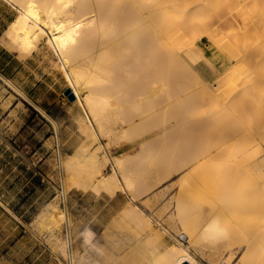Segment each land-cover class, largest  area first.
Listing matches in <instances>:
<instances>
[{
  "label": "rangeland",
  "instance_id": "rangeland-1",
  "mask_svg": "<svg viewBox=\"0 0 264 264\" xmlns=\"http://www.w3.org/2000/svg\"><path fill=\"white\" fill-rule=\"evenodd\" d=\"M11 1L12 3H18V0ZM16 14L15 9L11 5L4 0H0V34L2 36ZM218 15L213 13V15L209 16L210 20L207 18L209 23L205 26L203 24L197 29L193 28L194 30L192 31L190 30L191 28H186L182 34L187 35L185 36L186 39H184V41L186 40V46L184 41H182L183 39L180 40V43L177 42L183 36L178 38L177 41L174 39L172 36L173 26L167 25L170 22L166 23V27H164L165 56L162 80L165 108L160 122L161 140L156 138V135L149 138L144 135L153 126L155 117L153 118L151 115V118L140 120V122L138 117L134 115L136 114L134 113L135 111L130 107L126 108L125 103L122 106L123 108L120 109L121 105L116 98L118 96L123 98L125 94L131 91L132 78L123 71L121 65L117 64L118 62L112 63L115 67L111 64L113 68L110 66L107 69L105 77L91 82L90 88L98 94L109 96L111 103H114L112 105L113 110L117 105H120L116 109L117 114H120L122 118L118 119L115 112L109 113L106 119V127L101 133L102 137L99 138L97 136L98 140L89 142L91 137L81 129L79 122L75 119L71 108H69L79 132L86 137V141L80 144L61 143L60 127L55 121L53 123L55 125V134H57L56 139H58L56 143L42 145L30 142L27 129L21 130L19 127L20 113L17 111L20 106H23V98L27 100V103L34 104L35 102L25 94L14 79L0 74V264H30L29 256L25 258L24 253L28 252L29 247L34 244L44 249L39 258V264H69L70 261L66 250V244L68 245L66 240L67 229L70 230L72 238L71 248L74 253L76 252L74 255L77 257L81 255L87 264H92L91 262L95 260L102 261L105 264H151L152 259H154L151 251L155 244V248H157L158 245L160 247L161 243L162 249L163 244L164 248L166 247L167 249H171L173 246L178 247L177 240L185 243L188 240L187 234L179 233L184 230V227L186 230L197 226L201 227L210 223L214 217L219 218L220 224L226 229V239L217 242V244H211L206 239L191 236V241L188 245L190 252L202 264H264V251H261V248L264 247V236L259 247L248 245L246 239L242 237L237 239L239 235H244L245 229H249L254 223L252 219L255 217L253 216L254 213L250 211L251 208H249V205L244 204V200L243 203L240 201L242 199H239L240 195L249 194L253 187V182L250 180L251 182L248 183L249 176L243 172L227 170L226 165V158L230 159L231 156L233 159L231 151L240 149L242 147L240 144L247 145L246 150H248L245 154H239L238 159L240 161L255 163L264 159V140L262 139L264 138L262 137L264 134V114L259 113L251 103H249L248 109L242 108V105L245 102L248 103L253 94H255L253 89L258 79L246 78V80L240 69V67L242 68L241 63L243 60H247L245 63L248 68L250 67L249 70L251 72L255 71L254 68L258 65V61L264 59V49L259 44L260 39L250 34V31L253 30L252 26H255L254 24H250V29L252 28L250 30V25H245L246 22L242 21L233 11L231 14ZM109 31H106V34L111 32L110 36L113 31ZM210 33H212L213 38L209 36ZM245 39L251 41L252 46L247 56L241 55V62L237 50L243 52L244 43L242 44V41L244 42ZM228 40L232 42L228 44ZM233 42H235V46L231 45ZM254 42L258 44L255 46ZM41 44L45 45L44 42ZM230 45L231 48L229 50L231 51L234 48V52L236 51L235 54L238 57L234 56V53L232 55L230 51L228 53L225 50ZM177 48L179 49L178 51ZM6 49L16 53V51L7 47ZM196 50H198L197 53ZM34 53L48 65L50 73L54 75L55 81L61 87L59 93L64 103L71 104L72 100L64 93L68 87L67 81L62 71L53 65V59H58L56 54L53 50L44 47L36 49ZM174 55L177 56L174 57ZM83 56L84 54H79L77 58H82ZM238 59L239 61H237ZM231 70L234 73L232 71L231 74ZM218 74L220 75L218 76ZM229 74L230 76L235 75L236 78H233V76L230 78ZM221 76L226 79L229 76V82L226 79L221 80ZM128 79L131 84L128 83ZM8 80L16 87L11 85ZM219 80H221L220 82L226 80L222 82L225 85L227 83L232 84L235 80V86L234 84L232 85L235 87L234 89L240 84V88L238 86L237 89V92L239 91L237 104L235 103L236 105H234L233 101H231L235 107L231 106L232 103L229 101L226 105L222 102L221 97L229 91L227 86L231 84H227V88H222L221 86L219 87ZM240 80L242 83L245 82V85H242ZM121 81L122 84L119 83ZM244 87L248 89L246 90ZM244 95H246V99ZM114 100L118 103L117 105L113 102ZM219 105L221 110L226 108L225 112L219 109L225 119L221 116V112L218 115L215 114L218 109L216 110L214 106L218 107ZM211 106L216 112L212 111ZM229 107L236 109L237 113L235 112L236 110L231 108L232 111ZM210 111L215 114L216 119L210 114ZM239 111L241 113L244 112V114L238 113ZM178 112L180 113L178 114ZM205 112L210 114H208L209 118L214 117L217 126H219L217 120H220V122L221 119L225 120V123L223 122L224 125L219 122L223 126L221 130L219 126V134L213 118L210 122ZM231 112H235V114ZM253 113H255L257 118ZM236 114L244 117L238 115L239 117L236 119ZM218 117L219 119H217ZM232 117L236 118L233 119ZM239 118L240 122L244 119L242 124L239 123ZM136 119L138 122L136 121L134 124L133 122ZM197 119H201V121ZM212 120L213 125L211 124ZM256 120H258L257 124ZM16 121H18V124L15 127ZM252 122L253 125L255 124V128L252 126ZM205 125L208 126L205 127ZM213 126L215 130L213 131L212 128L209 130L208 127ZM225 127L226 130L224 131ZM249 132L253 133V137H250V135L247 137L250 134ZM218 135H223L224 143ZM244 135L247 138L246 141H243L245 139ZM195 136L196 138H194ZM206 137L208 138L206 139ZM101 140L107 144L111 155L122 154L128 157H126L128 161L126 160L125 162V168L129 170L127 171V174L129 173L128 178L132 182L131 186L134 193L138 195L137 203L143 211L138 210L137 212L128 208L130 207L128 203L130 205L133 204L131 203V196L126 193L119 192L112 195L108 191H98L92 187H89V189L85 188L86 180L97 181L98 178L96 175L89 178L91 175L89 172L90 164L83 166L77 164V153L83 151V146L87 143L91 144L90 151H94ZM143 140L147 141V144H144V147L147 148H144L146 152L140 146ZM203 142L205 145H208L209 142L213 143L214 146L219 144V147L200 159L188 163L195 156L193 152L196 155L200 153L202 145H204ZM151 143L152 147H150ZM210 143L209 146H211ZM232 143L233 148H236L231 150ZM196 144L199 146H196ZM154 145L160 146V152L156 148L153 149ZM148 147L150 150H148ZM227 147L230 148L228 149L229 151L224 154L221 153L220 156L215 157L216 159L214 158L216 161H220L219 159L221 158L220 162H215L214 159H212L213 163L210 160L208 161L214 166L219 165L218 170L207 177H200L199 171L196 170L199 162L215 156L217 152ZM36 151L38 153L34 154ZM148 152L152 156H149ZM222 155H225L224 159ZM251 156L253 157L251 158ZM66 159L69 162H75L72 165L71 176L79 184L71 182L73 186L71 185L65 195L62 161ZM150 165L151 167H149ZM223 166L226 169L223 170ZM143 167L148 169L145 168L146 170L142 171ZM151 168L155 169L151 170ZM111 172H113V165L109 163L104 168L103 174L107 177ZM192 184L194 185L192 186ZM53 204L56 206H53ZM248 209L250 212L245 213L244 211ZM60 212H63V214H60ZM249 214L251 218H249ZM22 235H24L22 240L26 242V245L20 251V248L14 244ZM88 238L91 240L89 241ZM194 238H197L198 241ZM20 245L22 243L20 244L19 242L18 246ZM165 264L176 263L170 260ZM192 264L198 263L194 262Z\"/></svg>",
  "mask_w": 264,
  "mask_h": 264
},
{
  "label": "bare ground",
  "instance_id": "bare-ground-1",
  "mask_svg": "<svg viewBox=\"0 0 264 264\" xmlns=\"http://www.w3.org/2000/svg\"><path fill=\"white\" fill-rule=\"evenodd\" d=\"M8 1L12 2L11 0H8ZM13 4L15 5L18 11V15L6 32L5 44L11 50L18 49L21 52L26 53V54L36 49L42 42H44L45 48L53 50V52L56 54L58 58L56 59L54 66L60 71H62L64 78L67 81L68 87H70V89L75 94V99L72 100V103L70 104L71 111L75 119L79 122L81 129L85 132V134H88V136L91 137V140L89 142L98 140L97 136H99V138L102 137L101 133L106 127V119L109 116V113L115 112L117 114L116 108L119 107L120 105H121L120 109L123 108L122 106H124V103L126 104L125 105L126 108L130 107L131 109L135 111L134 113L136 114L134 115L138 117L139 121L146 120L147 118L149 119L151 118L150 117L151 115L153 118L155 117L153 126L150 127L149 130H147L144 135L148 138L155 136V135H156V138H159V139L161 138L160 137V134H161V131H160L161 123L160 122L162 119L161 117L163 114V110L165 108L164 102H163L164 85H163L162 77H163V64H164L163 62H164V56H165V44H164V38H165L164 29L165 28L164 27H166V23L170 22L171 24L169 23L167 25H170L171 27L173 26L172 36L174 37L176 41L178 38L183 36L181 39H178L179 41H177L180 43V40L183 39L182 41H184V39H186L185 36L187 35L186 34L182 35L183 31L186 28H191L190 30L192 31L194 30L193 28L197 29L199 26L203 24L205 26L206 24L209 23V21L207 22V18L213 15V13H215L216 15L217 14L224 15L225 13L231 14L233 11L239 18L242 19V21H245L247 23V24L245 23V25H248V24L255 25L254 27L252 26L253 30L252 28L250 29L251 25L249 26V29L252 30L250 31V34L251 35L253 34L252 36H257L258 39H260L259 44H261L264 49V0H18V3L13 2ZM208 20L210 19L208 18ZM109 30L113 31V34H111L110 36L109 34L111 32ZM106 31H109L110 33L107 32L106 34ZM209 36L213 38L212 33H210ZM185 41H184V44H185ZM227 42L229 44V42H232V41L228 40ZM243 43H244L243 49H242L243 52L237 50V52L240 55L239 56L240 60H241L242 54H244V56L248 55L247 53L248 51H250L249 49H251V46H252L251 45L252 42L247 39H245L244 42L242 41V44ZM184 44H179V45H184ZM228 44L226 45L228 46ZM234 44L235 42H233V44L231 45L235 46ZM254 44L256 46L258 43L254 42ZM231 45L225 48V50L228 51V53L230 51L229 49L231 48ZM197 48H194V49H197ZM178 50L179 49L177 48V51ZM198 50H196V53L198 52ZM234 50L235 49L232 48L230 51L232 55H234L236 52V51L234 52ZM79 54H84V56L82 58H77ZM175 56L177 55H174V57ZM234 56H237V55L235 54ZM237 61H239V59ZM246 61L243 60L242 62L241 60L242 68L240 67L242 74L245 76V79L246 78H253V79L257 78L258 80L254 84L253 90L255 94H253V97L250 99L248 103L245 102L244 104V100H243L244 105H242V108L248 109L250 106L249 103H251L253 106L256 107L255 109H257L259 113L264 114V59L258 61V65H256L257 68L255 67L254 68L255 71L253 70V72L249 70L250 67L249 68L247 67V64L245 63ZM115 62H118L117 64L121 65L123 71L127 73L130 78H132L131 80L132 84L131 82H129V79H128V83L132 85V88H131V91L128 90L129 91L128 93L126 92L127 94H125L123 98L119 96L117 98L115 97L116 99H118V103H120V105H117L118 103L115 102L114 100L113 102L116 103L115 105H117V107L114 108L113 110L112 105H114V103H111V99L109 98V96H106L105 94L104 95L98 94L95 90H92L90 86H91V82L97 81L105 77L107 74V69L110 68V66L111 68H113L112 63H115ZM232 71L233 70L230 71L231 74H232ZM219 75L220 74H218V76ZM232 76L233 75H231L230 78H232ZM222 77L223 76H221V78ZM234 77L236 78L235 75L233 76V78ZM228 78L226 79L224 77L221 80L226 79L228 81ZM221 80H219V82ZM225 81H222V82H225ZM222 82L220 83L222 84ZM248 82L251 83V81L249 80ZM119 83L122 84V81ZM220 83H218L219 87L221 86L222 88L226 87L227 84H231V83H227L225 85L223 83L225 86L223 84L222 86ZM240 83L242 85L243 84L245 85V82L242 83L241 81ZM124 84L126 85L127 83H124ZM233 84L235 86V80H234V83L232 82L231 85L227 86L229 87V91L227 93H225L226 91L223 92L225 94H223V96L221 97L222 102L225 103V105L226 103H228V101L229 102L233 101L234 105H236L237 104L236 102L239 99L238 98L239 91L237 92V89L240 84L237 86V83H236V86H237L236 89H234L235 87L232 86ZM242 85L241 87L243 88ZM244 88L246 89V87ZM204 93H207V92H204ZM244 93H247V92L244 91ZM242 96H243V93H242ZM245 96L246 95H244V97ZM233 103L231 106L235 107ZM237 106H236V109H237ZM219 107L220 105L218 107L214 106L216 110L218 109L217 110L218 112L215 113L217 115L221 111L222 112L226 111V108L224 110H221ZM210 108H212V111H215L213 109V106H211ZM231 108L230 110L234 109V108L232 109ZM219 109L221 110L220 112H219ZM237 110L235 111L236 113H237ZM212 111H210L211 112L210 114H212V116H214L216 119V116L215 114L212 113ZM240 111L238 113L244 114V112L241 113ZM222 112H221L222 114L221 116L223 117ZM235 112L233 113L231 112V113L235 114ZM179 113L180 112H178V114ZM205 113H206L205 115L208 116L209 113L208 114L207 112ZM240 114H236L237 116L234 115L237 117V118L236 117L234 118L238 119ZM253 114L255 115V113ZM119 115L120 114H117L118 119L121 117V115L120 116ZM209 117L210 116H208V118ZM214 117L209 118L210 119L209 121L211 122L212 118L214 120ZM224 117L223 119H225ZM217 119H219V117ZM213 120L211 123L212 125H213ZM242 120L240 122V118H239V123L242 124ZM136 121L138 122V120L136 119L134 120L133 123L135 124ZM199 121H201V119ZM215 121L216 120H214V122ZM257 121L258 120H256V124H257ZM219 122L220 120L219 121L217 120V123L219 124L220 130H221V127L223 129V126L220 123L222 124L223 122L225 123V120L223 121L221 119V122L220 123ZM214 125L217 126L216 122L214 123ZM207 126L208 125H205V127ZM219 126H217L218 131L216 130L218 134H219V129H218ZM252 126L253 127L255 126V124L253 125V122H252ZM145 127H148V126H145ZM226 127L224 131L226 130ZM208 128L209 130L211 128L213 131L215 130L213 129L214 126L208 127ZM251 131L253 130L251 129ZM233 133H234V130H233ZM187 134L189 135V133ZM249 135L250 137H253L252 136L253 133L248 134L247 137ZM219 137H221L222 138L221 140L223 141L224 139L223 135ZM262 137H264V134ZM194 138H196V136ZM207 138L208 137H206V139ZM228 138H231V137H228ZM244 138L245 139L243 141H246L247 138L245 137V135H244ZM262 139L264 140V138ZM146 142H147L146 140L145 141L143 140L140 143V146L143 150L144 148L147 149L146 147H144V144H147ZM209 143L208 145H205L203 142L204 145H202L201 151L197 155L193 152L194 150L192 149L193 155L195 156L192 157V159L188 163H192L196 161L197 159H200L201 157L205 156L206 154L214 151V149L219 147V144H216L217 146H214L213 143H210L211 146H213L211 147L209 146ZM243 145L240 144V146L242 147L238 149L237 151H231L232 153L231 155L233 159L231 158V156H230V159L227 157L226 165H227V170L243 172L249 176V180H247V182L248 183H250L251 181L253 182V187L251 188V191L249 192V194L244 193L239 196V199L241 198L242 200L240 201L242 202L244 200L245 203L244 202L243 203L245 205L246 204L249 205V208H251L250 211L254 213L253 216L255 218L252 219L254 220V223L252 221L253 226H250L249 229H245L244 235L242 236L239 235L237 239H240L242 237L243 239H246L247 241L246 243H248V245L259 247V244L262 243L263 236H264V184H263L264 182V159L259 160L255 163L252 162L253 164L240 161L238 159L239 154L241 153L245 154L247 153L246 151H248L246 150L247 145H244V146ZM90 146H91L90 143L85 144L83 146V151L77 153L78 154L77 164L81 166L90 164L91 165L89 166L90 171L87 169L91 173L89 178H92L94 175H96L98 178L97 181L90 180V179L86 180L85 188L89 189V187H92L98 191L100 190H103L105 192L108 191L109 194L111 193L112 195L118 194L119 192L126 193L127 195L131 196L132 198L131 203L133 204V205H130V203H128L130 206L128 208L131 209L132 211L133 210L137 212L138 210L143 211L142 208L137 203L138 195L134 193L132 186H131L132 182H130L131 180L128 178L129 173L127 174V171L129 170L125 168V162L126 160L128 161L127 159L128 157L122 154L114 155V156L111 155L107 148V144L102 142V140L100 141V143L98 144V146L95 148L94 151H90ZM152 146L153 145L151 143L150 147ZM196 146H199V145L196 144ZM155 148L156 150L160 152L159 145L157 146L154 145L153 149ZM235 148H233V143H232L231 150ZM228 149L230 148L227 147L223 150H220L219 152L215 154V156H212L209 159H206L203 161L201 160L196 168V170L199 171V174H200L199 176L207 177L208 175L216 172V170H218L217 168L219 165L214 166L210 164L211 162L208 163V161L210 160L213 163L212 159H214L217 156H220L221 153L222 154L226 153L227 151H229ZM148 150H150V148ZM195 150L197 151V147ZM144 151L146 152V150ZM147 154L149 156L151 155L149 152ZM225 155H222L223 159L225 158ZM252 157L253 156H251V158ZM215 159H214L215 162H220L222 160L221 158L219 159L220 161H216ZM109 163H112L113 165V172L109 173L108 176L106 177L103 174L104 168ZM73 164H75V162L73 163L71 161L69 162L68 159H66L65 161H62L63 186H64L65 195L71 188V185H72L71 182L79 184V182H77V180L71 176V170H72ZM149 167H151V165ZM183 167H185V165H183ZM223 167H224L223 170L226 169L225 166ZM145 168L146 167H143V170L142 169L141 170L144 171L148 169V168L146 169ZM84 169L86 170L85 166H84ZM153 169L151 168V170ZM147 171H150V170H147ZM193 185L194 184H192V186ZM53 206H56V205L53 204ZM248 211L249 209L244 212L248 213ZM60 214H63V212H60ZM249 218H251V216ZM249 230L250 232L248 233ZM179 233L187 234L188 236L187 242L185 243L181 240H177V243L179 246L178 247L173 246L171 249L169 248L167 249L166 247L164 248V244H163V249H162L161 243H160L161 248L158 247L159 245L157 246V248H155L156 247L155 246L156 244H155L153 246V250L151 251V254L154 257V259H152L153 261L151 264H165L167 261H170V260L176 264H183L184 262H187L189 264H192L194 262L198 264H202L201 261L195 255H193L188 248V245L190 244V241H191L190 240L191 236H194L197 238L199 237L200 239H206V241L208 240L211 244H217V242L226 239V235H227L226 229L220 224L219 218L217 217H214L210 221V223L204 224L201 227L197 226L196 228H190L189 230L188 229L186 230V228L184 227V230ZM183 238L185 239V237ZM197 238H194V239L197 240ZM229 238L231 237L229 236ZM66 240L68 243V245L66 244L67 246L66 250H67L68 259L70 261L69 264H87L84 258L81 257V255L79 257L74 255L76 252L74 253L71 248L72 238L70 236L69 229H67ZM90 240L91 239H89V241ZM232 242H234V240H232ZM261 251H264V247L261 248ZM91 263L92 264H105L102 261H97V260Z\"/></svg>",
  "mask_w": 264,
  "mask_h": 264
},
{
  "label": "crops",
  "instance_id": "crops-1",
  "mask_svg": "<svg viewBox=\"0 0 264 264\" xmlns=\"http://www.w3.org/2000/svg\"><path fill=\"white\" fill-rule=\"evenodd\" d=\"M4 1L11 5L17 14L4 30V35L2 36L0 34V74L14 79L25 94L35 102L34 104L27 103L25 98L22 99L23 106H20L17 111L20 113V129H27L31 140L30 142L42 145L56 143L58 139H56L57 134H55V125L53 123V121H55L60 127L61 143H84L86 137L79 132L73 120V116L69 109L70 104L64 103L63 98L60 97V85L55 81L54 75L50 73L48 65L41 61L40 57L34 53L36 49H42L44 45L40 44L28 54L18 49L13 50L16 51V53H12L6 49V47L10 49L5 44L6 32L16 19L18 11L12 2L8 0ZM18 53L20 57L26 59H21ZM55 61L56 59H53V65ZM11 85L16 87L13 83H11ZM21 93L23 92L21 91ZM17 124L18 121L15 122V127ZM37 153L38 151L34 154ZM23 237L24 235L14 244L20 248V251L26 245V242L22 240ZM19 242L20 244L22 243V245L18 246ZM42 251H44V249L36 244L31 245L29 251L24 253L25 258L29 256V260L31 261L30 264H39L40 255L43 253ZM17 252L19 253V251Z\"/></svg>",
  "mask_w": 264,
  "mask_h": 264
},
{
  "label": "water",
  "instance_id": "water-1",
  "mask_svg": "<svg viewBox=\"0 0 264 264\" xmlns=\"http://www.w3.org/2000/svg\"><path fill=\"white\" fill-rule=\"evenodd\" d=\"M65 95L70 99V100H74L75 99V94L73 93V91L70 89V87H67L64 91ZM183 264H188L187 262L183 263Z\"/></svg>",
  "mask_w": 264,
  "mask_h": 264
}]
</instances>
